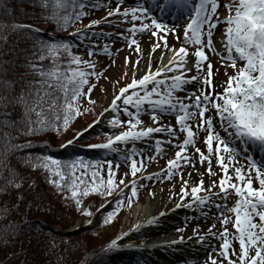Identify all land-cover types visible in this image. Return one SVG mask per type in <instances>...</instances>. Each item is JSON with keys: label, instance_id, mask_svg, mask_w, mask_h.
I'll list each match as a JSON object with an SVG mask.
<instances>
[{"label": "snow or ice", "instance_id": "6c2138e0", "mask_svg": "<svg viewBox=\"0 0 264 264\" xmlns=\"http://www.w3.org/2000/svg\"><path fill=\"white\" fill-rule=\"evenodd\" d=\"M29 2L41 9L39 18L54 27L44 30L34 24L18 23L14 19L11 22L0 20V194L7 193L9 188L19 189L23 186L27 172L19 171L17 165L25 169H43L49 183L58 191H63L66 200L70 198L74 201L77 211L85 216H92L93 212L89 207L82 206V197L90 193L109 197L113 191L118 190L116 199L105 200V204L112 205L105 210L102 218V223H108L125 205V193L120 185L129 188L127 205L130 206L138 196L139 178L136 173L146 165L142 159L135 158L140 153L134 147L126 149L124 159L129 162L133 179L126 183L124 176H121L117 181L110 159L105 161L108 165L105 179L100 175L101 162L98 160L86 162L83 158L76 157L61 161L49 154L50 144L22 139L49 130L59 132L67 129L75 116L81 113L84 99L95 103L90 96L95 85L90 82L89 77L98 81L103 72L101 70L97 73L91 59L86 60L78 53H73L72 41L54 35L56 31L67 30L71 24L86 15L83 11L86 7L83 0ZM122 3L125 0H117L116 6L109 8L105 17L90 20L83 28H74L70 35L84 42L91 36L101 35L95 31L94 26L102 22L111 25L127 21V31L131 35L125 39L129 47L135 45L136 53L142 54L143 50L134 38L135 34L151 32V36L156 37L157 41H164L163 47L172 52L173 58L167 63H160L164 55L161 52L157 58V66L153 68L151 52L161 47L156 41L150 45L144 68L136 69L140 62V56H137L133 68L142 74L139 78L133 75L129 83L120 87L108 107L102 109L97 116L99 120L100 115L110 109L114 114L108 118L109 126L116 128L126 124L128 127L115 135L107 134L108 139L103 143L90 144L87 147L115 152L118 151L116 143L146 141L153 133H164L166 136L154 137V155H149L147 159L151 161L159 158L165 144L177 148L174 157L166 161L164 171L168 177L182 173V164L195 168V162L188 154L189 146L198 154L201 164L206 162L204 172L209 176L217 175L212 168L214 156L221 175L218 179L209 181L207 194H199L205 191L204 173H199V180L191 184L181 175L179 193H176L178 201L174 207L210 205L216 209L211 215L214 221L219 222V229L215 222L202 231H197L199 224L193 228L192 234L197 242L216 252V255H212L211 251L207 252L202 264H264V160L258 162L249 150V145H259L260 152L264 154V0H223V4L220 0H134V4L121 8ZM50 6L52 11L47 10ZM220 7L226 10V15L221 16L218 11ZM77 8L80 10L76 11ZM154 11L158 14H153ZM169 11L173 16L177 12L186 15L190 13L183 31L185 41L179 48L169 45L165 35L168 32L175 34V26L169 28L160 19ZM109 16L118 19L108 21ZM135 21L139 23H134ZM221 24L223 27L217 47L213 37L217 26ZM88 29L91 31H87ZM24 40L30 42L21 47ZM92 43L95 44V41ZM189 44L196 45L192 67L188 66L189 49L185 46ZM205 49L225 65L227 79L222 84L213 81V64ZM101 51L112 54L107 43ZM61 53L67 55V61H60ZM88 56H93L91 48L88 49ZM124 59L127 64L128 57ZM238 61L243 63L238 65ZM228 67L235 69L233 74H227ZM193 68L195 72L192 75L184 74L192 72ZM9 72L16 79H6ZM164 73L173 74L161 75ZM189 84L192 85L191 88L187 87ZM217 88L222 90L216 91ZM178 91L184 95H177ZM118 101H121L122 109ZM145 102L152 121L149 126H142L143 121L140 119L141 112L146 110L143 107ZM129 106L134 107L135 111H131ZM87 110L86 107L83 109ZM121 110L129 119L119 118ZM172 114H175V126L167 122L157 123L162 120L163 115ZM201 130L205 133L202 142L207 153L196 146ZM221 130L224 135H221ZM80 135V132L76 133L77 137ZM72 143L73 140L65 141L61 147ZM34 148L41 151H30ZM245 153H249L245 156L248 161L247 168L235 162L237 155ZM78 168L85 171L77 175ZM185 175H190V172ZM144 178L150 179L148 175ZM254 182L258 186L254 187ZM34 183L32 181L31 185L34 186ZM213 188L218 191L212 192ZM149 193L155 195L151 190ZM232 193L236 199L229 205L228 200ZM189 195L192 199L185 201V197ZM213 198H216L215 202ZM21 200L23 197L18 195V203ZM103 207L104 204L99 206ZM158 215H163V210ZM20 223L25 227L29 226L26 219ZM85 223L90 224L91 221ZM145 223L155 224L158 220L150 217ZM140 226L133 225V230ZM13 230L14 234H19L18 227L13 226ZM176 231L181 235L166 241V244H183L192 240L191 236L185 237L182 234L183 228H177ZM123 235L126 234L122 233L112 239L101 249V253L107 255L114 249L137 247L118 243ZM217 238L220 243L214 248L213 242Z\"/></svg>", "mask_w": 264, "mask_h": 264}, {"label": "rangeland", "instance_id": "374dc122", "mask_svg": "<svg viewBox=\"0 0 264 264\" xmlns=\"http://www.w3.org/2000/svg\"><path fill=\"white\" fill-rule=\"evenodd\" d=\"M195 2V0H193ZM221 4H223V0H220ZM117 3V0H91L89 2H86V15L83 16L77 25H75V28H83V25H87L90 20H100L101 17H105L106 12L109 8L115 7ZM134 4V0H125V3L121 4V8L127 7L129 5ZM91 5H102L101 7H90ZM147 6V5H146ZM221 16L226 15V10L223 7H220L218 9ZM153 14H158V12L154 11ZM190 18L189 14H183L180 12H177L175 16L172 15L171 11L165 13L163 16L160 17L161 22L166 23L169 28L175 26L176 32L175 34L168 32L165 33L167 37V43L171 46H174V48H179L181 44L184 43L185 37L183 35L184 27L188 23V19ZM118 17L115 16H109L107 17L108 21H115ZM134 23H139V21H135ZM129 26V22L122 21L119 24H109V23H100L95 27L96 32H100L101 35L99 37L97 36H91L98 38V40H91L95 41V44L88 45L87 47H80L74 49V51L71 49L73 53H78L83 59H91L95 63V70L97 73H100L101 70H103L102 75L100 76V79L97 81L94 77H89V80L91 83H94L93 91L90 93V96L92 100L95 101V103H89L87 99H84L83 104L81 105V113L79 115H76L75 118L70 122V125H75L76 122H83L88 123L90 121H94V119L101 113L102 109H106L108 105L111 103V100L113 98V95L116 91L125 84L129 83L130 80L133 78V75H135V78H139V76L142 74L139 70H134L133 68V62L136 60L137 56H140V62L136 65V69H141L145 67L147 54L150 50V45L156 41L161 45V47L155 48L151 55L152 57H156V59L160 56V51L162 49H166L163 47L164 41H157L156 37L151 36V32H145V33H139L137 32L135 34V37L137 39V42L140 44L141 49L143 50L142 54H138L134 51L135 45H132L131 47L128 46V43L125 39L126 36L131 35L127 31ZM223 25H218L215 34L213 37L214 43H217V47H219L218 44V37L221 28ZM87 31H91V29H88ZM120 33H123V35H118ZM151 37V38H150ZM105 43L108 44L109 49L111 50V55H108L101 51V49L104 47ZM189 49L188 53V66L192 67V64L195 60L194 57V50L196 45L195 44H189L185 45ZM91 48L93 50V56H88V49ZM206 55H208L209 59L212 61L213 69H214V76L213 81L216 84H222L226 79L227 75L224 72L225 65L221 64L219 62V58L215 56L213 53L209 52L207 49H205ZM125 57H128V63L125 64ZM60 61H67L68 57L66 54L61 53L59 56ZM242 61H238V65L242 64ZM83 67V66H81ZM153 68H155L152 65ZM89 70L90 69H86ZM235 69L228 67L227 68V74H233ZM195 72V69L193 68V71L186 75H192ZM162 75L171 76L169 73H164ZM105 77H107L105 79ZM85 86V90H86ZM148 87H151V84L148 85ZM188 88H191L192 85H187ZM221 91L220 88H217L216 91ZM131 91V90H129ZM177 95L183 96L181 92H177ZM83 99V98H82ZM121 105V109L123 107L121 101L117 102ZM87 108V111H83L84 108ZM131 111H135V108L132 106H129ZM146 110L141 112L140 119L143 121L142 126H149L152 124L149 110H147V102H145V105L143 106ZM114 113L111 112L109 109L108 111H105L103 113V117L106 119L110 118L111 115ZM207 115V113H206ZM119 118L121 120L129 119L123 111L121 110L119 113ZM171 123L175 126V114L172 115H163L162 120L158 121L157 123ZM194 124L195 121H192ZM84 125V124H82ZM155 126V125H152ZM128 125H121L116 128H107L105 129L108 131V134L115 135L119 131L124 130L127 128ZM140 127V126H138ZM223 132V131H222ZM205 135V133L201 130L199 133V137L197 138V145L202 149V151H205L207 153V149L205 145L202 142V138ZM157 136H166L164 133H153L146 141H135L134 143L127 144V149L135 148L140 155L136 156L135 158L137 160H143L146 167H143L141 171L136 173V176L139 178L137 180L138 184V196L133 200V203L128 206L127 205V193L129 191V188L124 187L123 185H120V188L123 189L125 193V205L121 208L119 213H117L116 216L113 217V219L108 223H102V218L97 219H78L74 227H77V225H83L87 224L85 221L90 220L91 223L88 224L91 227L94 225H99L100 229L99 231H102L101 233L104 234V236L108 237H116L117 234L125 233L126 235H123L124 239L126 240L127 244L135 245L138 248H143L144 250L148 251L149 254L152 256V259L147 260L146 264H185V261H187V264H197L198 262L191 260L193 258L192 255H188L185 251L186 248L182 247L186 245L187 241L180 245H175L174 247H171L172 249H168L167 247L163 248H156L154 246L153 240L162 238L164 235L177 237L180 236L181 233L176 231L177 228H183V235L185 237L191 236L192 239H196L195 236H193V228L199 224L200 228L197 229V231H202L207 228V226L210 223L215 222L216 228H220V224L218 221H214L213 216L211 213L215 212L216 209L214 206L206 205L204 208L211 209V221L207 222L208 220V213L209 210H201L197 212V214H188L187 207H174V205L177 203L178 196L176 193H179V188L181 185V175L184 176L185 179H188L191 182L198 181L200 176L199 173H204L203 180H204V192L199 193L200 195L207 194V186L209 184L210 180H216L218 179V176L221 175L219 172V166L215 164V157L212 158V168L216 171V176H209L206 172H204V169L206 167V162L204 164H201L198 158V154H196L192 147L189 146L188 148V154L191 159L195 162V168H190L189 165L182 164L181 167L183 169L182 173L175 174L172 177H168L165 174V165L166 161L169 158H173L175 151L178 150L171 144H165L164 150L165 153L160 155L159 158L153 159L149 161L147 157L149 155H154V151H149L148 146L154 141V137ZM100 138H106L108 139V135H102ZM183 138V134L181 133L180 139ZM237 147H239V142H237ZM250 154L253 155V157L257 160L256 154L253 150V146L249 145ZM153 151V152H152ZM126 150L120 154V158L115 157L113 158L115 161V164H112L111 167L115 171V179L119 181L121 176H124V180L127 183V181H130L133 179L131 173H130V165L129 162H126L124 159V156L126 155ZM249 153H245L243 155H237L235 157V162L242 165L244 168L248 167V161L245 158V156ZM260 162V160H257ZM262 161V160H261ZM231 163V162H230ZM108 165L101 166L100 168V175L107 178L108 172H107ZM198 170V171H197ZM84 169H77V175L84 172ZM175 171V170H174ZM229 171L231 172L232 169L230 168ZM190 175H185V173H189ZM125 173H128V175H125ZM145 175H148L150 179H145ZM90 178V176H89ZM258 186V183L254 182V187ZM149 190H151L152 193L155 194L156 201H154L153 207L151 208V201L150 198L152 195H150ZM118 191V190H117ZM117 191H113L112 195L109 197H103L102 200H99L97 203V206L99 207L101 204H104L105 206V200L111 201L117 198ZM217 188H213L212 192H217ZM101 196V195H100ZM177 198V199H176ZM192 199L189 195L188 197H185V201ZM216 198H213L215 202ZM236 199V196L234 193H232L230 199L228 200L229 205L233 204ZM183 204L184 202H180ZM222 203V201H221ZM108 207H110L111 204H106ZM112 206V205H111ZM176 208L179 209V213L177 215H170L171 211H176ZM153 210L152 216L156 217L158 220V223L155 224H146V219L148 215ZM163 210V215H158ZM204 215V218L202 217ZM187 217V220L185 218ZM234 218V217H233ZM258 219V217H257ZM139 224L141 225L137 230H133V225ZM146 226V227H143ZM156 228V229H154ZM154 229L156 232H152L151 230ZM231 231H234V229H230ZM220 241L219 239H215L213 242V247H218ZM170 250L176 251L182 255H185V259H182L180 256L173 255L170 253ZM211 251L212 255H216L215 251H212L211 249H203L202 255L200 257V262H203V259L206 256V253ZM192 254V253H191ZM191 257V258H190Z\"/></svg>", "mask_w": 264, "mask_h": 264}, {"label": "trees", "instance_id": "16d2710c", "mask_svg": "<svg viewBox=\"0 0 264 264\" xmlns=\"http://www.w3.org/2000/svg\"><path fill=\"white\" fill-rule=\"evenodd\" d=\"M85 1L83 0V3ZM47 10L52 11V7ZM40 12L41 9L29 0H0V20L11 22L14 19L18 23L34 24L40 29H52L53 24L45 23L39 18ZM78 22L79 20L75 21L65 31L54 33L58 38L72 41L73 51L80 44L90 43V39L81 42L70 35ZM29 42L24 40L21 47ZM62 66L65 65L62 63ZM5 78L16 79L11 72ZM94 120H97V117ZM107 121L108 119L100 115L96 123L76 122L75 125L69 124L67 129H61L59 132L49 130L22 139L50 144L49 154L61 161L81 157L86 162L98 160L101 166H106L105 161L109 159L104 158L109 151L89 148L87 145L107 140L100 138L108 134L104 130L105 127H110ZM77 132L81 133L79 137L76 136ZM69 140H73L71 145L61 147ZM115 147L120 149L122 146L116 143ZM30 151L37 152L41 149L34 148ZM17 168L21 172H27L23 186L19 189L9 188L7 193L0 194V264H146L148 255L143 248L125 247L114 249L107 255L101 253V249L112 239L121 236L120 233L116 237H108L99 231V225L73 226L78 219L101 218L105 210L111 207L106 204L103 208L97 206L98 201L103 198L98 193H90L81 198L82 206L89 207L93 212L92 216H85L77 211L74 201L70 198L66 200L65 193L49 183L43 169H25L19 165ZM32 181L35 182L34 186L31 185ZM18 195L23 197L19 203ZM25 219L29 222L28 227L20 223ZM13 226L19 228L18 235L14 234ZM118 243L128 245L123 236Z\"/></svg>", "mask_w": 264, "mask_h": 264}, {"label": "bare ground", "instance_id": "6f19581e", "mask_svg": "<svg viewBox=\"0 0 264 264\" xmlns=\"http://www.w3.org/2000/svg\"><path fill=\"white\" fill-rule=\"evenodd\" d=\"M161 52H163L164 53V55H163V57L160 59V63H167V61L170 59V58H173V54H172V52H170L168 49H162L161 51H160V53L159 54H161ZM160 57V56H159ZM158 57V58H159ZM152 65L154 66V67H156L157 66V59H156V57H152ZM222 90V89H221ZM218 91V90H217ZM181 93H183V92H181ZM221 135H224V132L222 133L221 132ZM148 149H149V151H150V149L151 150H153L154 151V142H152L151 144H149V146H148ZM152 151V152H153ZM164 152V151H163ZM177 199V198H176ZM178 200V199H177ZM150 201H151V203H150V205H151V208L153 207V205H155L154 204V201H156V197H155V195H152V197L150 198ZM200 208H202L201 206H196V207H194V208H188L190 211H192V212H195L196 213V211L197 210H199ZM204 209V208H203ZM196 210V211H195ZM207 210H209V213H208V220H207V222H210L211 221V215H210V213H211V209H209V208H207ZM152 213H153V210L151 211V213L148 215V217H147V219H146V221L150 218V217H153L152 216ZM179 213V209L178 208H176V211H171L170 212V215H177ZM143 227H146V226H143ZM154 229H156V228H154ZM154 229H152L151 231L152 232H156V231H158V230H156V231H154ZM173 239H175V237H171V236H167V235H164L162 238L160 237L159 239H155V240H153V243H154V246L156 247V248H163V247H167L168 249H171V247H174L175 245H177V244H172V245H168V244H166L165 242L166 241H169V240H173ZM187 244L186 245H184V246H182V247H185L186 248V250L187 251H185L186 253H188V255H192L193 256V259H191V260H194V261H196V262H198L197 264H202V262H200V257H201V255H202V252H203V249H208L207 247H206V245L205 246H201V244L200 243H198L197 242V239H192L191 241H187L186 242ZM189 251H195L194 252V254L192 253L191 254V252H189ZM174 255H176V256H180L182 259H185V255H182V254H180V253H178V252H175V254Z\"/></svg>", "mask_w": 264, "mask_h": 264}]
</instances>
